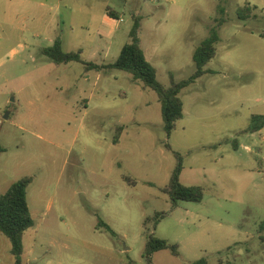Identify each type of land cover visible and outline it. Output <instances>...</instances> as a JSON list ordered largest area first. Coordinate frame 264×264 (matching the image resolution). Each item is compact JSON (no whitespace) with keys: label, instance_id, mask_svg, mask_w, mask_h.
I'll use <instances>...</instances> for the list:
<instances>
[{"label":"rangeland","instance_id":"rangeland-1","mask_svg":"<svg viewBox=\"0 0 264 264\" xmlns=\"http://www.w3.org/2000/svg\"><path fill=\"white\" fill-rule=\"evenodd\" d=\"M247 3L256 9L239 19ZM107 4L122 21L100 39ZM135 16L165 87L169 74L180 81L194 72L193 51L211 29L219 37L206 65L216 74L181 91L183 118L168 138L156 94L129 74L56 65L42 54L59 39L64 52L112 63ZM96 48L103 51L91 54ZM258 112L264 0H0V194L31 177L25 264H146L144 220L156 213L166 216L155 236L179 251L154 253L156 264H264V128L243 132ZM117 126L123 130L113 144ZM213 142L221 143L208 148ZM173 151L183 158L180 183L201 187L200 202L172 208L161 191ZM98 219L115 235L97 229ZM10 248L0 234V264L13 263Z\"/></svg>","mask_w":264,"mask_h":264},{"label":"trees","instance_id":"trees-1","mask_svg":"<svg viewBox=\"0 0 264 264\" xmlns=\"http://www.w3.org/2000/svg\"><path fill=\"white\" fill-rule=\"evenodd\" d=\"M256 7H251L248 3L237 10L239 19H247ZM109 16L115 18L113 13L109 12ZM133 24L128 32V42L122 46L117 58L108 64H97L87 61L82 56L81 51L64 52L61 47V41L56 39L52 46L42 51L51 62L56 65H66L69 63H79L83 65L85 71H108L119 70L126 72L131 76V80L139 83L143 88L152 90L161 106V119L163 122V130L168 138L175 130L177 121L183 118V102L180 98L182 90L194 84L199 78L211 73L206 65L216 56V44L219 41L217 31L211 29L207 38L202 40L194 49L192 59L195 65L194 72L186 79L174 81L172 74H169L171 84L163 86L157 80L156 68L146 59L140 46L138 31L140 27L141 17L135 16L132 19ZM261 116L253 115L250 125L245 129L244 133H254L262 128ZM123 130V126L116 127L113 144H117L119 135ZM167 150H171L169 144L165 145ZM3 148L0 146V153ZM176 164L172 170L167 184L161 189L166 194L175 208L179 202L198 203L203 199V190L199 186H185L179 181L182 170V155L173 151ZM31 177H23L13 182L8 189L0 194V234L3 235L10 243V252L14 259V264H25L23 262V234L33 226V219L29 211L27 203V188L31 184ZM165 213H156L152 218L144 220V236L145 244L143 250V258L146 264H156L152 257L154 253L161 250H169L173 256H178V245L171 244L167 240L158 238L154 234L157 224L165 218ZM152 222V230L148 228V224ZM97 229H104L112 235L115 233L112 229L100 219L97 221ZM195 264H207L203 259L195 262Z\"/></svg>","mask_w":264,"mask_h":264},{"label":"crops","instance_id":"crops-1","mask_svg":"<svg viewBox=\"0 0 264 264\" xmlns=\"http://www.w3.org/2000/svg\"><path fill=\"white\" fill-rule=\"evenodd\" d=\"M104 1H108V0H104ZM252 7V6H251ZM65 9H67L68 11H69V15L71 14V15H74L75 16V14H74V12L75 11H73V9H72V7L71 6H65ZM78 12H84L85 14H88V15H92V11H90V10H82V9H79L78 10ZM109 12L110 13H113L114 14V16H115V18H112V17H110L109 16ZM142 20V19H141ZM119 21H122V16L121 15H119V14H117V12L116 11H114L113 9H111V7H109L108 6V4L106 5V6H104V10H103V12H102V14H101V16H100V28H98L97 29V31H96V34H97V36L100 38V39H102L105 35H109V34H112L113 32H115L116 30H117V27H118V23H119ZM103 34V35H102ZM138 36H139V33H138ZM139 40H140V38H139ZM140 46H141V41H140ZM141 49L143 50V48H142V46H141ZM101 51H103L102 49H100V48H96V49H94V52H91V54H93V53H98V52H101ZM71 52V51H70ZM143 52H144V55H145V57H146V54H145V51L143 50ZM146 59H147V57H146ZM214 59V58H213ZM151 63V62H150ZM98 64V63H97ZM152 64V63H151ZM208 64H210V61L208 62ZM153 65V64H152ZM207 69H209L210 71H211V73H209V74H206V75H204L203 77H201V78H199L196 82H200V80H202L204 77H206V76H210V75H214V74H216V71L215 70H212V69H210V68H208V67H206ZM103 72H105V70H102ZM102 71H98V72H102ZM195 82V83H196ZM104 93V92H103ZM213 102H211L210 104H212ZM253 115H258V116H261L262 118H261V123H263V126H262V128L261 129H259L257 132H259L260 130H262L263 128H264V112H258V113H256V114H251L250 115V120H251V117L253 116ZM250 122V121H249ZM213 123H217V122H213ZM218 124V123H217ZM249 125H250V123H249ZM249 125L246 127V129L249 127ZM254 133H256V132H254ZM250 134H253V133H250ZM221 142H217V144H214V142H213V144H210V145H208V148H215V146H218L219 144H220ZM235 146V145H234ZM205 147V146H204ZM220 147V146H219ZM259 156H260V159L262 160V162L264 163V154H263V152H262V149H260V154H259ZM12 264H14V260H13V263Z\"/></svg>","mask_w":264,"mask_h":264}]
</instances>
